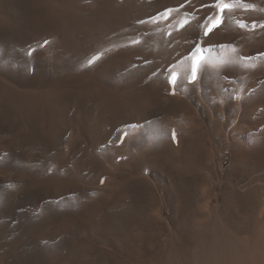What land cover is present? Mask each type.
<instances>
[{"label":"rangeland","instance_id":"1","mask_svg":"<svg viewBox=\"0 0 264 264\" xmlns=\"http://www.w3.org/2000/svg\"><path fill=\"white\" fill-rule=\"evenodd\" d=\"M223 2L0 0V264H264V0Z\"/></svg>","mask_w":264,"mask_h":264},{"label":"snow or ice","instance_id":"2","mask_svg":"<svg viewBox=\"0 0 264 264\" xmlns=\"http://www.w3.org/2000/svg\"><path fill=\"white\" fill-rule=\"evenodd\" d=\"M187 3H190V0H186ZM215 7L219 8L220 12L223 13L224 9L227 8L229 5L224 3L223 0H214V5ZM182 7V5H181ZM201 7H209V5H201ZM169 13L171 12V10H168ZM185 23H188V21H185ZM216 25L213 24V27H215ZM211 31V28H208L206 31H205V35L208 34V32ZM45 43H47V41H45ZM95 59V58H94ZM89 63H91V61H89Z\"/></svg>","mask_w":264,"mask_h":264}]
</instances>
